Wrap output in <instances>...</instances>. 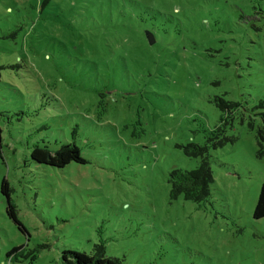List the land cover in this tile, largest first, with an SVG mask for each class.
I'll list each match as a JSON object with an SVG mask.
<instances>
[{
    "label": "rangeland",
    "instance_id": "374dc122",
    "mask_svg": "<svg viewBox=\"0 0 264 264\" xmlns=\"http://www.w3.org/2000/svg\"><path fill=\"white\" fill-rule=\"evenodd\" d=\"M44 1L0 0V182L28 233L0 195V264L99 242L121 264H264V0ZM70 142L87 164L29 161ZM191 145L212 173L203 204L169 197Z\"/></svg>",
    "mask_w": 264,
    "mask_h": 264
},
{
    "label": "trees",
    "instance_id": "16d2710c",
    "mask_svg": "<svg viewBox=\"0 0 264 264\" xmlns=\"http://www.w3.org/2000/svg\"><path fill=\"white\" fill-rule=\"evenodd\" d=\"M47 1L45 0L43 3H47ZM2 69L0 66V79ZM215 102L217 109L222 113L230 111L232 115L239 108L238 103L226 102L221 99H215ZM258 138L261 139V135ZM257 145L259 147L257 157L261 158L264 156V151L260 141H257ZM184 153L189 157L199 158V164L190 171L172 169L169 172L167 178L170 185L169 197L175 200L181 196L185 201L203 204L210 196V185L213 182L207 152L205 147L191 145L185 149ZM29 161L34 166L56 170L64 169L71 163L76 165L87 164L86 159L81 155L80 148L74 142L60 145L56 149H51L44 144H35L31 148ZM0 195L6 204L5 214L7 218L11 220L21 234L28 235L25 227L17 217L15 206L11 200V189L4 178L0 182ZM252 219H264V182L260 186L252 211ZM23 252L24 250L20 247H13L5 253V259L10 262L16 261L19 256L23 255ZM58 261L60 264H121L119 260L106 256L105 247L101 242L94 244L90 253L75 249H64L60 252Z\"/></svg>",
    "mask_w": 264,
    "mask_h": 264
},
{
    "label": "water",
    "instance_id": "95a60500",
    "mask_svg": "<svg viewBox=\"0 0 264 264\" xmlns=\"http://www.w3.org/2000/svg\"><path fill=\"white\" fill-rule=\"evenodd\" d=\"M146 37L149 43L153 42V38L149 33H146Z\"/></svg>",
    "mask_w": 264,
    "mask_h": 264
}]
</instances>
